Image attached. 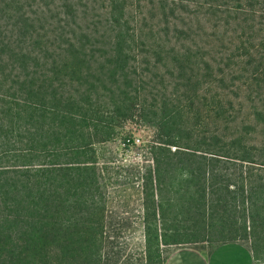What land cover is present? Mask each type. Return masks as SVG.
Listing matches in <instances>:
<instances>
[{
	"label": "trees",
	"instance_id": "obj_1",
	"mask_svg": "<svg viewBox=\"0 0 264 264\" xmlns=\"http://www.w3.org/2000/svg\"><path fill=\"white\" fill-rule=\"evenodd\" d=\"M241 241L264 264V0H0V264Z\"/></svg>",
	"mask_w": 264,
	"mask_h": 264
},
{
	"label": "rangeland",
	"instance_id": "obj_2",
	"mask_svg": "<svg viewBox=\"0 0 264 264\" xmlns=\"http://www.w3.org/2000/svg\"><path fill=\"white\" fill-rule=\"evenodd\" d=\"M126 130H132L136 139H144V141L148 135L134 122L127 125ZM137 143L140 145L142 140ZM107 148L112 152L113 165L141 161V149H137L134 145L128 147L124 139L116 138L114 142L107 145ZM133 219L138 221L137 218ZM135 227L133 241L139 243L142 240V232L139 225ZM247 245L242 241L226 244L219 242L184 243L166 246L163 252L166 257L165 264H255Z\"/></svg>",
	"mask_w": 264,
	"mask_h": 264
}]
</instances>
